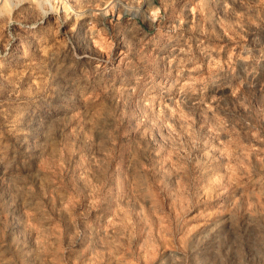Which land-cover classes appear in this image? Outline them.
Listing matches in <instances>:
<instances>
[{
  "label": "rangeland",
  "instance_id": "1",
  "mask_svg": "<svg viewBox=\"0 0 264 264\" xmlns=\"http://www.w3.org/2000/svg\"><path fill=\"white\" fill-rule=\"evenodd\" d=\"M0 264H264V0H0Z\"/></svg>",
  "mask_w": 264,
  "mask_h": 264
}]
</instances>
